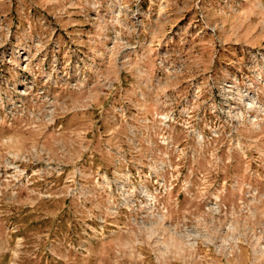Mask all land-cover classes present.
<instances>
[{
	"label": "rangeland",
	"instance_id": "1",
	"mask_svg": "<svg viewBox=\"0 0 264 264\" xmlns=\"http://www.w3.org/2000/svg\"><path fill=\"white\" fill-rule=\"evenodd\" d=\"M0 264H264V0H0Z\"/></svg>",
	"mask_w": 264,
	"mask_h": 264
}]
</instances>
